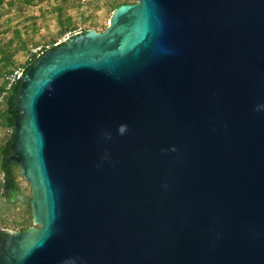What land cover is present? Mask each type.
I'll return each instance as SVG.
<instances>
[{"label":"water","instance_id":"obj_1","mask_svg":"<svg viewBox=\"0 0 264 264\" xmlns=\"http://www.w3.org/2000/svg\"><path fill=\"white\" fill-rule=\"evenodd\" d=\"M123 1L21 78L0 264H264V0Z\"/></svg>","mask_w":264,"mask_h":264},{"label":"trees","instance_id":"obj_2","mask_svg":"<svg viewBox=\"0 0 264 264\" xmlns=\"http://www.w3.org/2000/svg\"><path fill=\"white\" fill-rule=\"evenodd\" d=\"M123 0H0V245L34 228L32 191L12 162L21 79L67 39L103 34ZM58 46V47H57Z\"/></svg>","mask_w":264,"mask_h":264},{"label":"built area","instance_id":"obj_3","mask_svg":"<svg viewBox=\"0 0 264 264\" xmlns=\"http://www.w3.org/2000/svg\"><path fill=\"white\" fill-rule=\"evenodd\" d=\"M18 78H19V79H21V78H22V76H19Z\"/></svg>","mask_w":264,"mask_h":264},{"label":"rangeland","instance_id":"obj_4","mask_svg":"<svg viewBox=\"0 0 264 264\" xmlns=\"http://www.w3.org/2000/svg\"><path fill=\"white\" fill-rule=\"evenodd\" d=\"M67 40H68V39H67ZM65 42H66V41H64L63 44H64ZM58 46H60V45H58ZM58 46H57V47H58Z\"/></svg>","mask_w":264,"mask_h":264},{"label":"flooded vegetation","instance_id":"obj_5","mask_svg":"<svg viewBox=\"0 0 264 264\" xmlns=\"http://www.w3.org/2000/svg\"><path fill=\"white\" fill-rule=\"evenodd\" d=\"M9 235V233L5 236V238Z\"/></svg>","mask_w":264,"mask_h":264}]
</instances>
